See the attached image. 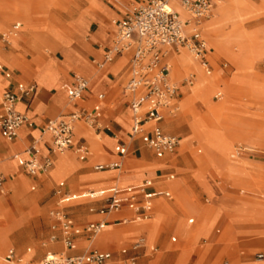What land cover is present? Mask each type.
<instances>
[{
  "label": "crops",
  "instance_id": "crops-1",
  "mask_svg": "<svg viewBox=\"0 0 264 264\" xmlns=\"http://www.w3.org/2000/svg\"><path fill=\"white\" fill-rule=\"evenodd\" d=\"M130 1L139 5L148 0ZM9 2L13 3L14 1L12 2V0H10ZM95 2L96 5L92 7L91 15L85 18V34L82 38V43L74 47V51L70 49L67 41L63 43L66 44L64 46H62L63 44H57L53 40L52 35L41 36L38 41L30 37L26 30L20 32V30L24 28V25L18 17L16 18L19 22H15L11 26L17 27V37L14 38V45H5L0 41V64L3 68L0 72V95L7 91L15 92L16 86L19 84L23 86H34L32 97L30 99H23L15 105L16 111L28 116L32 123V127H19L16 131V137L11 141H7L0 131V212L1 210H6L10 213H14L15 217L18 218L19 212L21 213L26 210L27 206H25L22 197H20L23 204L22 208L16 205L11 207L3 204L4 188L14 191L9 183L20 176L26 180L24 186H22L23 189L21 188V194L33 197L29 205L32 204L34 209L23 223L18 224L15 230L23 231L25 236L24 239L31 236L30 233L33 232L36 226L35 217L38 213L43 211L42 208L38 207L36 204V194L23 193L28 182H30V191H33L38 186L43 188L55 186L57 189L56 194L59 199L56 203L57 207L51 212H62L79 228L84 227L87 223L97 222L102 219L108 223L114 222L112 225H107L112 229L101 234L103 239L98 242L100 244L99 247L93 245L85 247L84 244L89 241V239L86 235L81 234L74 239V249L72 251H64L66 255H80L88 248H95L99 252L108 253L110 257L107 261H113L111 264H124L131 258L135 260L134 264H175L180 251L185 250L188 252L185 264H202L200 262L204 256V251L209 248H215L216 253L210 262V264H213L219 251L225 246L223 243L215 245L214 242L219 235H222L221 229L219 228L215 229L214 232L212 231L218 220L224 221L222 223V228H226V232L229 233L228 235L239 238L248 237L252 234L264 233V218L262 217V219H260L254 214H237L230 212H221L217 214L218 200L214 203L209 201L198 186L195 176L199 175L204 177L205 181L214 184L220 196L228 202H236L227 199L223 195L224 191L230 190V181L240 185L242 184V186H246L247 188L252 186V181L254 180H259L260 182L264 181V167L254 165V161L250 160V157L252 158L255 156L256 149L252 148L248 150L239 145L234 146L233 154L229 156L228 162L226 163L218 160L216 153H212L211 156L214 160V165L213 167H209L207 163L205 164L202 160L204 148L201 144L196 140H190L184 144L186 148L180 150L181 145L179 141L181 140V136H175L165 131L164 127H170L172 124L169 121L163 122L164 118L166 115H172L173 113H164L162 121L158 124L163 134L177 138L178 146L173 153L154 152L146 146V139L150 131L149 126L145 128L142 134L131 139V113L128 105L130 97L123 92V86L128 76L129 53L113 55L112 60L108 63H104L101 68L96 66L103 61V55L112 46L114 28L111 21H120L124 19L127 15L128 8L125 6L124 0H102ZM55 5L35 9L34 13L31 15L34 23L42 24L50 18L61 21L67 20L69 17L77 18L83 10L90 6L88 2H85L81 4L82 6L77 10L68 7V11L63 18L49 16L40 21L33 18V15L37 12L51 9L55 7ZM214 7L215 5L212 3V10ZM174 13L178 18V13ZM5 25L6 23L4 25L0 24V31L1 28H6ZM49 27L52 32H55V34L57 33L55 28L50 25ZM185 32H189L188 25L185 26ZM199 33L205 42L206 40L204 35H202L201 24ZM42 45L48 47V49H41L40 47ZM168 50L173 54L178 53V50ZM39 52H42L48 59H41L39 57ZM211 54L212 50L206 46V65L210 73L214 72V66L218 67V79L220 74H224L229 69V65L226 62H222L217 66L216 59L222 56L213 58ZM55 55H58L59 58ZM173 58H175L174 55L171 56V58L163 59L169 68V73L172 70L170 62ZM35 63H38L40 66L34 67L30 65ZM236 66L238 69L243 70L238 65ZM198 67L204 71L199 63ZM76 77H86L90 80V84L83 91L79 100L74 103H68L67 96L71 90L73 80ZM194 77L195 74L193 71V73H189L183 78L181 83L179 82L176 87L175 95L170 102L171 109H175V103L178 97L183 96L181 90L187 89L188 86L191 85ZM236 77L242 80H248L240 78L239 76ZM169 79L172 82L173 77L170 76V74ZM235 85L244 87L239 84ZM217 94L218 96H216ZM220 97V91L215 92L213 95L215 100H219ZM74 111L93 114L99 123L100 129L92 133L81 123L74 124L72 129V143L66 151H64L66 155L56 158L61 154L54 153L51 150L49 135L42 131L48 120ZM233 127L238 129L237 133H241L243 130V128L238 126ZM33 143L35 146V156L38 161L47 158L50 161V166L44 172L38 171L29 174L23 168L24 162L28 159L24 151ZM117 145H124L126 147V153L124 155L121 156L114 151V147ZM196 145H200L203 152H201V149L196 147ZM193 147L194 154L200 157L198 160H193L187 156V151ZM82 152H84L85 155L84 158L80 160L79 156ZM92 153H94V155ZM201 154L203 155L201 156ZM118 162H120V167L118 169L94 170L97 166H106ZM199 162H203L206 165L207 169L205 172L194 169L199 165ZM241 163H249L263 170L261 172H256L250 169L251 167L241 168ZM230 166L237 169L238 167L241 168L244 176L239 177L233 171H230V169H228ZM52 167L60 171L61 178L63 174L62 169L64 168L65 171H68L63 181L56 183L50 178L44 180ZM220 175H224V179H222ZM1 176L6 177V179ZM145 180L149 182V186L145 189L146 192L153 195L149 201V217L152 215L158 217V233L150 248L146 247L144 244L148 226L139 223L142 221L134 220L135 212L123 207L118 212L105 217L96 213V210L103 202V197L98 196L97 193L106 191L110 188H115L119 191V196L122 198L133 196L136 200V205L140 206L143 200L136 191V187ZM71 191L74 193H71ZM163 193H167L169 197H164L162 195ZM237 194L239 196H244V191L239 190ZM28 200L29 199L26 201ZM77 200L93 201L96 206H89L86 210H81L79 208L77 213L69 215L67 209L74 208H72V206H64V204H69ZM263 201V196H259L252 200L242 202H250L264 206ZM48 205L50 204H47L43 208H46ZM191 210L197 213L196 216L190 215ZM184 215H188L189 217L183 222L182 219ZM123 219L127 221L126 224L119 223V221ZM203 219L210 222V232L207 238L198 237L194 241L182 240L176 234L177 223L182 222L188 227H194ZM52 225H56V222L49 215L47 230L44 227L41 229L43 232H48L45 248L40 246V249L37 250L36 246H39L37 241L31 240L33 245L32 248H35V253L27 261V264H36V257L40 253L63 252L60 245V233L57 228L52 231ZM102 231L103 229L99 233ZM167 235H170V244H178L173 247L169 246L165 240ZM50 236H54L55 241L49 242ZM138 238L143 239V246L140 249L132 250V244ZM21 241L22 240H18L15 244L13 243L4 247L0 251L1 256L3 257L9 249L14 250V252L20 256V253L23 252L20 251ZM257 244H261L264 247V241L260 242L259 240ZM13 245H16V247ZM120 247L123 248L119 249ZM28 250L29 248L24 251L27 252ZM258 253L263 255L262 262H256L254 260V255ZM237 256L239 257V261L235 264H264V254L261 251L249 255L244 249H240L238 250ZM249 257H251L252 261H243ZM219 264H229V261L223 258L220 260Z\"/></svg>",
  "mask_w": 264,
  "mask_h": 264
},
{
  "label": "rangeland",
  "instance_id": "rangeland-1",
  "mask_svg": "<svg viewBox=\"0 0 264 264\" xmlns=\"http://www.w3.org/2000/svg\"><path fill=\"white\" fill-rule=\"evenodd\" d=\"M9 1L10 0H0V20L7 21L3 22V24L6 23V28H1L0 34H6L7 31H11L13 23L19 22L16 18L18 17L24 25V28L20 30V32L26 30L30 37L38 41L41 36L52 35L53 40L57 44L62 45L67 41L70 49L74 51V47L79 44L81 45L82 43V38L85 34V18H88V16L91 15L92 7L96 5L95 1L102 0H12V2L14 1L13 3H10ZM85 2H88L90 6L83 10L77 18L69 17V19L62 21L50 18L42 24H36L31 17L35 9L49 7L57 3L55 7H52L51 9L37 12L33 15V18L37 21L44 20L49 16L63 18L68 11V7L77 10L82 6L81 4H84ZM124 2L125 6L128 8L127 13L133 8L141 5H137L130 0H124ZM174 6H177V4H174ZM175 9L186 17L178 6L175 7ZM49 25L57 30L56 34L51 31ZM201 27L208 48L212 50L211 56L213 58L218 56L225 57L235 65L225 58L218 57L216 59L217 66L222 62H226L229 65V69L224 74H220L217 79L218 67L214 66V72L206 74L205 71H202L201 68L198 67V62L194 58L195 64H193L194 62L191 60L186 67L184 65H177V61L182 55H185L186 57L189 56L187 57L188 59L191 57L184 49H179L177 54L171 53L172 56H175L170 62L172 65V70L170 71V74L173 77L172 83L177 87L179 82L181 83L182 79L189 73H193V71L195 77L187 89L181 90L183 96L178 97L175 103V110L172 114L173 116L166 115L165 121L171 122L172 126L164 127V129L168 133L181 136L180 150H184L186 148L184 144L190 140H196L201 144L204 148V155L201 154V156L203 155L202 160L205 164L207 163L209 167H213L214 165V160L211 156L212 153H216L218 160L226 163L228 162L229 156L233 153V147L238 145L248 150L255 148V156L252 158L250 157V160L254 161V165L264 167V0H258V4L257 0H218L216 7L212 11V15L202 22ZM15 37H17V34L9 39V44L14 45ZM64 45L66 44H63L62 46ZM40 48L48 49V47L44 45ZM55 56L59 58L58 55ZM39 57L41 59H48L42 52H39ZM30 65L34 67L40 66L38 63ZM236 65L243 70L238 69ZM236 76L248 80H242ZM235 84L242 85L246 88ZM217 91H220L221 93L219 100L213 98L214 93ZM233 126H238L243 128V130L241 133H237L238 129ZM86 128L93 133L91 128ZM201 146L196 145V147L200 148L201 152H203ZM92 154L94 155V153ZM64 155L66 154L63 153L56 158ZM187 156L193 160H198L200 158L194 154V147L187 151ZM204 163L199 162V165L194 169L205 172L207 168ZM240 167H251L250 169H253L256 172H261L263 170L262 168L254 167L249 163H241ZM241 168L238 167L237 169L230 166L228 169L240 177L244 176ZM62 172L63 179L61 178L60 171L52 167L44 180L50 178L54 182L59 183L60 181H63L68 174V171H65L64 168L62 169ZM220 176L222 179L225 177L224 175ZM3 178L6 179V177ZM195 180L201 191L207 196L211 203L218 200L217 214L221 212L254 214L260 219H262V217L264 218L263 205L242 202L252 200L259 196H263L264 198V181L260 182L259 180H254L252 181V186L249 188L242 186V184L240 185L230 181V190L224 191L223 195L227 199L236 202H228L220 196L215 185L211 182L205 181L204 177L197 175L195 176ZM13 182L18 185L17 190L14 188ZM13 182H10L9 185L14 191L6 188L3 190V204L11 207L16 205L19 208H22L23 199L27 208L25 211L21 213L19 212L18 218L15 217L14 213L1 210L0 251L8 245L15 244L18 240H22L20 242V251H23L21 254L24 253L25 249L29 248L31 252L28 259H30L35 253V248H32L33 245L31 240L37 241V244L39 245L36 246L37 250L40 249V246L44 247L47 242L48 232H43L41 229L44 227L47 230L48 217L50 212L57 207L56 203L59 197L56 194L57 189L55 186L44 188L38 186L33 191H30V182H28L23 193L36 194V204L38 207L42 208L43 211L38 213L35 217L36 226L33 232L30 233L31 236L24 239V232L15 230L18 227V224L23 223L28 218L31 211L34 210L32 204L29 205V203L32 202L33 197L21 194V188L26 182L24 178L18 176ZM239 190L244 191V196H239L237 194V191ZM71 193L74 192L71 191ZM20 197H22V199ZM27 199L29 200L26 201ZM47 204L50 205L43 208ZM64 206H72V208H74L67 209V212L70 215L72 213H77L79 208L81 210H86L89 206L96 205L93 201L77 200L69 204H64ZM196 214L195 211H190V215L196 216ZM187 217L189 216L184 215L182 221L184 222ZM230 221L233 222L232 220ZM223 222L224 221L218 220L212 229L214 232L215 229L219 228L221 229L222 234L214 241L215 245H218L219 243L225 244L224 248L222 247L223 249L219 251L216 256L213 264H219L220 260L223 258L228 259L229 264L237 263V261H239L237 254L240 249H244L249 255L259 251L264 254V247L261 244H257L259 240L260 242L264 241V233L252 234L248 237H231V235H228L229 233L226 232V228H222ZM139 223L148 226L146 240L147 247H150L155 241L158 233V217L152 215L149 220ZM110 229L112 228L109 227L104 229L99 235L92 237L89 241L85 242V247L89 246L91 243L99 247L100 244L98 242L103 239L101 234L106 233ZM209 232L210 222L204 219L194 227H188L182 222L176 224V234L182 240L194 241L198 237L207 238ZM169 237L170 235L166 236V243L171 247L176 246L178 243L174 245L169 243ZM13 246L16 247V245ZM121 248L123 247H120L119 249ZM215 253V248L207 249L204 251V256L200 263L210 264ZM44 255V252L37 255L36 261L38 262ZM187 257V251H180L175 264H185ZM243 261L248 262L252 261V259L249 257ZM112 262L113 261L109 260L107 264H111ZM0 264H5L2 261L1 254Z\"/></svg>",
  "mask_w": 264,
  "mask_h": 264
},
{
  "label": "built area",
  "instance_id": "built-area-1",
  "mask_svg": "<svg viewBox=\"0 0 264 264\" xmlns=\"http://www.w3.org/2000/svg\"><path fill=\"white\" fill-rule=\"evenodd\" d=\"M169 2H175L187 15L186 21H180L175 13L168 7ZM212 0H148L145 3L133 8L126 17L120 21H115V28L112 46L103 55V61L96 66L101 68L104 63L112 60L113 55L129 53L128 76L123 86V92L129 99V109L131 113V133L133 139L142 134L147 126L150 127L146 146L154 152L173 153L178 146V140L171 135L163 134L158 124L162 121L164 113H173L175 109L170 108V102L175 95L176 86L169 79V68L163 61L167 49L177 51L184 49L203 68L206 74L209 69L205 62L206 44L200 36L199 27L203 20L208 19L212 10ZM189 26V32H185V26ZM17 34V27H11V31L0 34V41L8 45L9 39ZM3 70L0 64V72ZM88 83L85 78L76 77L73 80L71 90L67 96L68 103H74L80 99ZM34 93V86L17 85L15 92H4L0 95V131L7 141L16 137V131L21 126L32 127L28 116L15 110L17 102L23 99H30ZM218 96V94L216 95ZM81 123L93 131L100 129L96 117L91 113L74 111L60 115L48 120L43 129V133L49 135L50 147L54 153H63L72 143V129L74 124ZM114 151L119 155L126 153L124 145H117ZM28 159L24 162L23 168L29 173L46 171L50 166L49 159L38 161L35 156L34 143L24 151ZM82 152L79 159L84 158ZM120 167V162L106 166H97L96 171L113 170ZM1 182V178H0ZM149 186L148 181H143L136 187V191L142 197L143 203L136 205L133 196L122 198L119 191L110 188L100 191L98 196L103 197L102 205L96 213L102 217L116 213L125 207L135 212V221L148 219L150 214V199L152 194L146 192ZM169 197L167 193L162 194ZM50 216L56 222L51 226V230L60 233V245L63 252L45 253L36 264H105L109 259L108 253L99 252L95 248H88L80 255H66L64 251L74 249V239L81 234L86 235L90 240L97 235L108 224L104 219L87 223L79 228L71 221L67 215L60 211H53ZM126 224L125 219L119 221ZM55 241L54 236H50L49 242ZM143 239L138 238L132 244V250L142 248ZM2 260L6 264H19L20 256L14 250L9 249L3 255ZM256 262L263 261V255H254ZM131 258L124 264H134ZM27 264V263H26Z\"/></svg>",
  "mask_w": 264,
  "mask_h": 264
},
{
  "label": "bare ground",
  "instance_id": "bare-ground-1",
  "mask_svg": "<svg viewBox=\"0 0 264 264\" xmlns=\"http://www.w3.org/2000/svg\"><path fill=\"white\" fill-rule=\"evenodd\" d=\"M212 2L214 3V5H215V7H216V5H217V2H218V0H212ZM174 4H176L175 2H169L168 3V7L172 10V11H174V12H177L178 13V19L180 20V21H184V20H187V15L182 11V9L179 7V5L177 4V6H178V8L184 13V15L186 16V17H184L179 11H177L176 9H175V6H174ZM214 7V8H215ZM245 7V6H244ZM214 8H213V10H214ZM243 8V7H242ZM212 10V11H213ZM212 15V12H211V14H210V16ZM209 16V17H210ZM208 17V18H209ZM3 22H7V21H4V20H0V24L1 25H4L3 24ZM115 22V20H112L111 21V24L113 25V23ZM201 25H202V23H201ZM113 28H114V26H113ZM114 30H115V28H114ZM7 32H10V31H7ZM3 34H5V33H3ZM203 35V34H202ZM113 37H114V35H113ZM205 38V37H204ZM113 39V38H112ZM206 40V39H205ZM206 42V46L208 47V45H207V41H205ZM179 50V49H178ZM189 55V54H188ZM171 52H170V50H166V55H165V59L166 58H171ZM187 57H189V56H187ZM185 55H182L181 56V58L177 61V65H180V66H182V65H184L185 67L186 66H188L189 65V61H193L194 62V59L193 58H187ZM192 62V63H193ZM193 64H195V62L193 63ZM171 73V72H170ZM169 73V74H170ZM170 76H171V74H170ZM85 79L87 80V83H88V85L90 84V80L88 79V78H86L85 77ZM197 85V84H196ZM166 117V116H165ZM164 121H165V118H164ZM163 121V122H164ZM173 135V134H172ZM176 136V135H175ZM179 143H181V140L179 141ZM234 151V150H233ZM64 153V152H63ZM58 154H62V153H58ZM233 154V153H232ZM26 155V154H25ZM13 186H14V188L17 190L18 189V185L16 184V183H14L13 182ZM151 217H149V219H150ZM149 219H147V220H149ZM147 220H145V221H147ZM110 226H105L104 228H103V230L104 229H106V228H109ZM100 234V233H99ZM99 234H97V235H99ZM97 235H95V236H97ZM95 236H93V237H95ZM144 244H145V246L147 247V240L145 239V242H144ZM91 246L93 245V246H96V245H94V244H90ZM89 245V246H90ZM43 247V246H42ZM48 247V246H47ZM97 247V246H96ZM151 247V246H150ZM149 247V248H150ZM45 248V247H44ZM30 252H31V250L29 249L27 252L26 251H24V253L23 254H21L20 253V261H19V264H26L27 263V261L29 260L28 259V257H29V255H30ZM46 253H49V252H46ZM3 261V260H2ZM4 262V261H3ZM5 263V262H4ZM108 263V261H106L105 262V264H107ZM6 264V263H5Z\"/></svg>",
  "mask_w": 264,
  "mask_h": 264
}]
</instances>
